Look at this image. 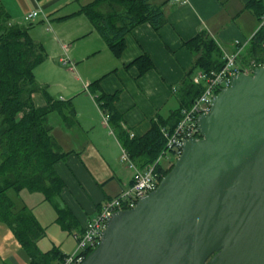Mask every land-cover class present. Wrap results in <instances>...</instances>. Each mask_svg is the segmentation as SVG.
Masks as SVG:
<instances>
[{
	"label": "crops",
	"instance_id": "0c3cea01",
	"mask_svg": "<svg viewBox=\"0 0 264 264\" xmlns=\"http://www.w3.org/2000/svg\"><path fill=\"white\" fill-rule=\"evenodd\" d=\"M93 1L2 0L11 21L29 25L31 37L46 52L34 71L41 87L33 95L35 106L42 108L52 99L71 104L75 113L70 126L57 112L48 118L53 137L67 154L55 168L64 184L60 205L70 212L67 224L72 228H62L54 205L53 211L46 207L47 213L30 208L46 230L38 242L44 252L60 250L72 235L75 239L108 200L132 185L134 171L122 156L127 153L135 164L140 160L130 156L128 143L147 134L154 124L171 122L181 107L187 74L204 86V72L193 69L196 55L187 43L207 31L222 51L232 53L236 40L246 42L260 26L254 10L247 7L251 0H152L163 6V25L159 29L148 22L135 26L117 51L82 12ZM38 8L43 13L26 22L25 15ZM142 58L151 64L144 71ZM103 94L115 96L119 128L110 123L97 101ZM44 214H49L44 223L52 217L49 224L43 223ZM5 255L10 253L0 252V264H5ZM19 260L11 257L13 264H29L30 258Z\"/></svg>",
	"mask_w": 264,
	"mask_h": 264
},
{
	"label": "water",
	"instance_id": "95a60500",
	"mask_svg": "<svg viewBox=\"0 0 264 264\" xmlns=\"http://www.w3.org/2000/svg\"><path fill=\"white\" fill-rule=\"evenodd\" d=\"M197 123L202 138L109 217L82 264H264V66L233 76Z\"/></svg>",
	"mask_w": 264,
	"mask_h": 264
},
{
	"label": "trees",
	"instance_id": "16d2710c",
	"mask_svg": "<svg viewBox=\"0 0 264 264\" xmlns=\"http://www.w3.org/2000/svg\"><path fill=\"white\" fill-rule=\"evenodd\" d=\"M247 7L254 10L261 22L264 2L251 0ZM82 12L117 51L122 49L126 34L135 26L148 22L159 29L164 23L163 6L152 0H94L84 6ZM187 45L196 55L193 69L210 72L222 67L223 51L207 31H201ZM45 58L44 46L31 37L29 25L12 22L0 0V127L3 128L0 133V223L12 232L30 258L29 264H61L66 254L58 248L47 252L39 248L38 242L46 230L28 206L17 207L9 195L10 190L17 194L23 190L41 193L44 200L56 208L62 228H72L67 224L70 212L60 205L64 184L55 168L67 154L53 137L48 118L57 112L70 126L75 113L71 104L52 99L42 108L35 106L33 95L41 87L34 71ZM140 62L143 71L151 66L148 59L142 58ZM251 62L264 66V24L259 26L242 54L241 64ZM202 91L203 87L193 82L189 72L181 90V107L171 122L154 124L147 134L129 141L130 156L135 160L139 158L140 163H136L139 167L149 166L159 157L165 148L162 127L175 126L181 109L191 105ZM114 100L115 96L110 95L97 97L102 110L109 114L110 123L119 128L121 119L114 108ZM159 168L164 169L162 165ZM171 169L164 170L163 176ZM91 252H86V257Z\"/></svg>",
	"mask_w": 264,
	"mask_h": 264
},
{
	"label": "built area",
	"instance_id": "2783aa9c",
	"mask_svg": "<svg viewBox=\"0 0 264 264\" xmlns=\"http://www.w3.org/2000/svg\"><path fill=\"white\" fill-rule=\"evenodd\" d=\"M175 1L183 2V0ZM42 13L41 8L31 10L25 15L24 20L31 22ZM263 24L264 15L261 17V26ZM249 42L250 39L246 42L236 40L232 53L223 51V65L220 69L202 73V79L204 80L202 93L191 105L181 109L179 120L175 126L161 129L165 138V148L154 163L140 168L129 158L127 153L123 154L122 159L128 161L129 167L134 171L132 185L118 196L108 200L96 218L87 224L85 230L75 235L77 247L74 252L65 255L61 264H82L86 258V252L93 251L100 244L109 217L115 212L135 208L140 198L147 196L158 188L164 177L159 168L161 162L164 159L168 160L170 154L172 159L169 160L175 159L177 161L182 154L185 141L202 138L197 119L199 115L211 111L213 97L223 88L230 86L233 76L241 73L252 74L257 67H261L256 66L254 62L248 65L240 63L242 54Z\"/></svg>",
	"mask_w": 264,
	"mask_h": 264
},
{
	"label": "rangeland",
	"instance_id": "374dc122",
	"mask_svg": "<svg viewBox=\"0 0 264 264\" xmlns=\"http://www.w3.org/2000/svg\"><path fill=\"white\" fill-rule=\"evenodd\" d=\"M18 23H22V22H18ZM260 25H261V22H260ZM169 159H172L171 154L168 155V160L164 159L162 161V163H164V161L167 162V164H165V166H163L164 169L163 170L160 169L162 174L165 172L164 170L173 167L174 163L176 162L175 159H173V160H169ZM9 195L13 198L17 207H19V208L21 206L27 204L26 206H28L29 208H32V209H36V211H38V212H41V211L46 212V207H48L50 210L53 211V205L47 201H44L43 195L41 193H38V192L30 193L27 190H23L19 194H17L14 190H10ZM28 195H31L32 198L28 199L27 198ZM29 204H31V205H29ZM42 217L44 218L43 219V223H44L48 220L49 214H44ZM51 220H52V217L50 218V220L47 223H44V224H49ZM11 234L12 233L9 230V228L5 224L0 223V252L3 251V252H6V254L8 252L10 253L9 256H6V255L3 256L4 257L3 260H4L5 264H13V262H11L12 256H14V258L18 262H20L19 259H21L22 256H23V258L27 257L25 251L16 242L15 238L13 236H11ZM76 247H77V241H75V239L72 235V236H70V238H68L66 240V242L64 243V245H62L60 250L62 252H66V254H71L72 252L75 251ZM10 251H12V252H10ZM55 264H57V263H55Z\"/></svg>",
	"mask_w": 264,
	"mask_h": 264
}]
</instances>
